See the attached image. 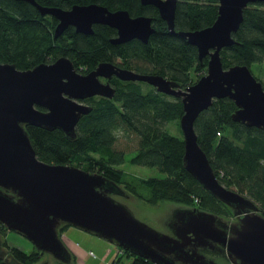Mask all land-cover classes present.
Masks as SVG:
<instances>
[{
    "label": "water",
    "instance_id": "1",
    "mask_svg": "<svg viewBox=\"0 0 264 264\" xmlns=\"http://www.w3.org/2000/svg\"><path fill=\"white\" fill-rule=\"evenodd\" d=\"M17 1L29 3L41 16L54 18L58 22L55 39L70 27L77 34L91 36L95 25L115 30L116 38L110 40L113 45L133 40L147 44L155 33L151 18H132L125 10L111 12L90 4L65 11L40 7L34 0ZM139 1L158 11L170 34L196 48L199 61L208 57L206 74L181 90L162 76L139 75L111 63H100L85 76L77 74L66 58L28 71L0 64V226L59 264L72 262L58 234L61 225L94 235L151 264H217L199 249L217 252L230 264H264V217L253 201L219 183L194 131L196 119L213 101L228 99L237 109L233 122L264 132L262 84L247 66L224 69L220 56L221 50L235 45L232 35L243 22V11L249 5L264 4V0H218L217 17L209 28L178 33L174 17L179 0ZM113 75L121 81L145 83L180 100L183 168L233 211L236 223L227 225L220 217L197 208L176 209L167 226L170 233H161L137 220L112 197L125 195L116 183L96 173L46 164L37 158L26 128L58 130L67 140L75 141L78 122L91 111L80 101L92 97L111 100L114 90L98 79Z\"/></svg>",
    "mask_w": 264,
    "mask_h": 264
},
{
    "label": "trees",
    "instance_id": "2",
    "mask_svg": "<svg viewBox=\"0 0 264 264\" xmlns=\"http://www.w3.org/2000/svg\"><path fill=\"white\" fill-rule=\"evenodd\" d=\"M34 2L43 8L65 11L90 4L109 11L125 10L132 18H151L155 33L147 44L133 40L112 45L114 30L96 26L91 36L67 29L55 39L54 18L41 16L25 1L0 0V64H12L20 71H28L64 57L72 61L76 69H80L79 62L86 61L88 70L93 71L98 64L109 62L139 75L162 76L185 89L207 72L208 57L199 61L196 48L170 34L158 11L152 6H142L139 0ZM217 11L218 0H179L174 30L194 32L209 28L216 20ZM232 38L235 45L220 52L224 69L241 65L251 70L255 64L264 65V4H252L243 11V22ZM147 86L140 82H123L111 100L101 97L85 100L91 111L78 122L73 142L58 130L27 127L37 158L46 164L72 166L99 174L117 185L127 181L118 169L123 164L151 167L166 178L131 179V191L141 186L153 193L152 200H173L194 208L191 197L195 196L200 198V206L212 203L219 206L184 170L183 139L167 130L168 124L180 121L183 114L180 100ZM236 110L228 99L213 101L194 123L197 143L219 183L227 189L236 187L238 193L245 194L258 206L259 214L264 217V132L233 122L231 117ZM1 232L4 238L7 232L2 226ZM2 246L15 264H34L40 257L33 246L29 253L10 246L5 239ZM123 257L130 260V264H151L126 251L117 255L111 264H121ZM0 264L7 263L0 257Z\"/></svg>",
    "mask_w": 264,
    "mask_h": 264
},
{
    "label": "rangeland",
    "instance_id": "3",
    "mask_svg": "<svg viewBox=\"0 0 264 264\" xmlns=\"http://www.w3.org/2000/svg\"><path fill=\"white\" fill-rule=\"evenodd\" d=\"M250 69L252 75L264 85V65L255 64ZM167 130L173 136L182 137L179 127V120L168 124ZM118 169L122 172V176L125 177V180H127L126 182L118 185L122 190H124L125 195H113L112 197L116 201L125 205L137 220L143 222L149 227L161 233H168L166 227L171 221L172 212L176 209H191L193 207H189L183 202H176L173 200H152L154 198L153 193L141 186H138L135 190L131 191V187H129V182L131 179H139L143 181L151 179H165L166 176L160 173L158 170L151 167L134 166L128 162L120 166ZM228 189L239 192L238 189L233 186L229 187ZM242 195L244 196L245 194ZM156 196L158 197V194ZM148 198L151 199V203ZM191 198L195 203L194 208H197L200 211L214 214L228 221H232L234 218L233 211L217 200L216 201L218 202L219 206L215 203H212V205L209 206L207 204L205 206H200V198L195 196H192ZM6 232L7 233L4 238L0 235V257L4 260V262L6 261L7 264H15L14 260L9 255L8 250L3 248V240L5 239L10 246L20 248L26 253L31 251L33 245L28 240L14 232ZM0 234H2V232ZM58 234L61 238L63 237L64 240H67L70 244L76 245L80 250L87 254L86 260H79L76 262L77 257L75 256V259L70 253L72 256L71 264H109L110 259H108L107 262L101 261V258L107 255L110 250L114 251L113 245L109 244L108 242L67 225H61L58 229ZM89 252H91L93 255L92 257L89 256ZM116 252L119 251L117 250ZM34 264L59 263L48 254H40L39 259ZM121 264H130V260H128L126 257H123Z\"/></svg>",
    "mask_w": 264,
    "mask_h": 264
},
{
    "label": "flooded vegetation",
    "instance_id": "4",
    "mask_svg": "<svg viewBox=\"0 0 264 264\" xmlns=\"http://www.w3.org/2000/svg\"><path fill=\"white\" fill-rule=\"evenodd\" d=\"M140 2V1H139ZM111 12H114V11H111ZM46 16H48V15H46ZM55 22L58 24V22L55 20ZM96 26H102V25H95V26H93V27H96ZM105 27H107V26H105ZM109 28V27H108ZM68 29H73V31L75 32V30H74V28H72V27H70V28H68ZM111 29V28H110ZM111 30H113V29H111ZM114 32H115V30H114ZM77 34V33H76ZM79 35H81V34H79ZM84 36V35H83ZM114 38H116V32H115V36H113ZM113 38V39H114ZM113 45V44H112ZM121 45H123V44H121ZM71 63H73L72 61H71ZM105 63H109V62H105ZM111 64H113V63H111ZM78 65V64H77ZM79 65H80V69H76L75 67H74V69H75V71H76V73L77 74H79V75H81V76H85V75H87L88 73H90V71H92V70H88V68L86 67V65H87V62L86 61H82V62H79ZM113 65H115L116 67H118L119 69H121V70H127L128 71V69H126V68H123V67H120V66H117L116 64H113ZM73 66H74V64H73ZM129 71H131V70H129ZM133 72V71H132ZM99 82L101 83V84H104V85H109L113 90H114V94L116 93V90H117V87L120 85V84H122L123 82H126V81H121V80H119L118 78H116L114 75L113 76H111L109 79H105V78H102V77H100L99 79ZM258 81V80H257ZM260 82V81H259ZM261 83V82H260ZM262 84V83H261ZM149 86V85H148ZM151 87V86H150ZM180 87V86H179ZM262 87H263V85H262ZM180 89L181 90H184L185 88H182V87H180ZM263 90H264V88H263ZM167 97H169V98H171L172 96H167ZM94 98H99V97H92V98H88V100H91V99H94ZM172 98H174V97H172ZM85 100H87V99H85ZM85 100H83V101H80V103H82V104H84L85 105ZM245 196V195H244ZM246 197V196H245ZM249 199V198H248ZM252 201V200H251ZM234 216V215H233ZM219 217V216H218ZM222 220H223V222H225L227 225H231V224H233V223H236L237 222V218L234 216V218H233V220L232 221H228V220H224L223 218H221ZM168 226V225H167ZM167 228V227H166ZM167 232L168 233H170L169 232V230H168V228H167ZM198 252L199 253H201V254H203L207 259H211V260H214L217 264H230L229 262H227L224 258H223V256L222 255H219L217 252H215V253H213V252H211V251H209L208 249H206V250H201V249H199L198 250Z\"/></svg>",
    "mask_w": 264,
    "mask_h": 264
},
{
    "label": "crops",
    "instance_id": "5",
    "mask_svg": "<svg viewBox=\"0 0 264 264\" xmlns=\"http://www.w3.org/2000/svg\"><path fill=\"white\" fill-rule=\"evenodd\" d=\"M62 241H63L64 245L66 246V248L68 249V251L73 255V257L74 258H75V256L77 257L76 262H78L79 260H82V261L86 260L87 254L84 251L80 250L76 245L70 244L67 240H64L63 237H62ZM113 250L114 251L110 250L107 255L103 256V258H101V261L107 262L108 259H110L109 264H111L113 262V260H115V257L118 254L116 252L117 248L115 246H113ZM89 256H91V257L93 256L91 254V252H89Z\"/></svg>",
    "mask_w": 264,
    "mask_h": 264
},
{
    "label": "bare ground",
    "instance_id": "6",
    "mask_svg": "<svg viewBox=\"0 0 264 264\" xmlns=\"http://www.w3.org/2000/svg\"><path fill=\"white\" fill-rule=\"evenodd\" d=\"M56 28H57V25H56V27H55V29H54V32H55V30H56ZM66 31V30H65ZM65 31L62 33V35L65 33ZM175 31V30H174ZM54 32H53V36H54ZM175 33H178V32H175ZM61 35V36H62ZM188 44V43H187ZM64 58V57H63ZM67 59V58H66ZM69 60V59H68ZM138 83V82H137Z\"/></svg>",
    "mask_w": 264,
    "mask_h": 264
},
{
    "label": "built area",
    "instance_id": "7",
    "mask_svg": "<svg viewBox=\"0 0 264 264\" xmlns=\"http://www.w3.org/2000/svg\"><path fill=\"white\" fill-rule=\"evenodd\" d=\"M117 250L119 251V252H117V253H118V255H122V253H123V252H122V251H120L119 249H117ZM117 250H116V251H117Z\"/></svg>",
    "mask_w": 264,
    "mask_h": 264
},
{
    "label": "clouds",
    "instance_id": "8",
    "mask_svg": "<svg viewBox=\"0 0 264 264\" xmlns=\"http://www.w3.org/2000/svg\"><path fill=\"white\" fill-rule=\"evenodd\" d=\"M7 231V230H6Z\"/></svg>",
    "mask_w": 264,
    "mask_h": 264
}]
</instances>
